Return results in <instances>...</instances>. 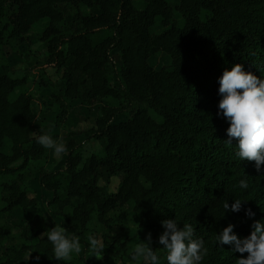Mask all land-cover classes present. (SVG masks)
<instances>
[{
    "label": "trees",
    "instance_id": "1",
    "mask_svg": "<svg viewBox=\"0 0 264 264\" xmlns=\"http://www.w3.org/2000/svg\"><path fill=\"white\" fill-rule=\"evenodd\" d=\"M176 2L0 0V53L4 46L18 48L34 26L48 22L36 53L57 75H39L34 85L49 91V103L59 110L54 127L64 122L69 105L97 106L93 125L66 133L63 167L47 171L51 150L37 144L36 135L58 141V134L36 123L51 109L33 112L24 74L0 75V178L7 179L0 183V220L23 214L17 234L0 224V264H37V255L38 264H63L42 235L61 226L81 243L82 256L65 264H135L129 257L131 214L151 234L155 252L165 255L157 243L161 221L175 219L180 227L190 223L204 240L203 264L247 257L228 245L219 248L216 234L232 224L246 238L251 224L264 219V165L257 171L254 162H240L224 143L229 125L217 116V80L235 64L264 79V0ZM83 8L96 14H83ZM157 24L161 31L154 34ZM160 53L170 65L155 70L148 61ZM120 116L126 118L116 122ZM241 179L246 190L234 187ZM235 199L245 201L242 210L223 216V204ZM245 209L255 216L249 219ZM90 234L103 244L102 255L87 250ZM91 252L93 261L87 259Z\"/></svg>",
    "mask_w": 264,
    "mask_h": 264
},
{
    "label": "clouds",
    "instance_id": "2",
    "mask_svg": "<svg viewBox=\"0 0 264 264\" xmlns=\"http://www.w3.org/2000/svg\"><path fill=\"white\" fill-rule=\"evenodd\" d=\"M217 116L228 123L227 140L224 143L234 150V156L242 161L254 162L257 171L264 165V79H258L251 72H246L243 65L235 64L230 70H224L218 78ZM35 134V133H34ZM233 140L236 141L233 147ZM36 143L45 149L54 151L59 159L68 149L63 143L47 134L36 135ZM241 190L248 188L245 179L238 185ZM243 200L235 199L229 205L223 204L225 213H239ZM245 215L252 219L255 213L245 209ZM162 233L158 236V245L163 246L165 264H203L208 249L203 239L196 237L195 229L190 223L180 227L175 219L161 221ZM234 225L228 224L216 234V245H228L232 252L244 254L236 264H264V219L251 224V232L246 238H239L234 232ZM51 244L52 258L57 261H71L74 254L81 252L80 238L70 233L64 227H54L42 234ZM220 248V247H219ZM104 246L93 235L88 236L87 250L103 254ZM130 260L135 264H158L160 257L152 248L151 234L146 236V242L134 244L129 251ZM37 264L40 256L33 258Z\"/></svg>",
    "mask_w": 264,
    "mask_h": 264
},
{
    "label": "rangeland",
    "instance_id": "3",
    "mask_svg": "<svg viewBox=\"0 0 264 264\" xmlns=\"http://www.w3.org/2000/svg\"><path fill=\"white\" fill-rule=\"evenodd\" d=\"M172 5H176V0H171ZM138 8H142L141 3H136ZM83 14H89L93 15L96 14L93 10H87L82 9ZM175 18L177 20V23L181 26L182 21L180 19V16L175 13ZM47 21H41L36 26H34L28 35L26 36V42L18 48L13 49L11 47L4 46L2 48V51L0 53V75L7 74V73H22L24 74L28 80V87L31 89L33 96H34V102L32 104V110L35 114H38L39 111L43 108L51 109L50 113L44 114L42 116H39L38 121L36 123V129L45 132V133H57L58 134V142L59 143H66V133L72 132V131H81L89 126L94 124V120L96 118V110L97 106H78L76 104L69 105L68 106V114L64 119V122L61 124V126L57 129L54 127V116L56 113H59V110L56 106H53L49 103V91L38 88V86L34 85V80L37 79L39 75H46L51 77H56V72L48 68L46 66V58L40 57L36 51L39 49V42L38 38L42 31L47 26ZM161 31V27L159 24L155 26L153 29V33L157 34ZM113 57L115 59V62L117 63V67L120 66V57L118 53H114ZM149 65L154 68L155 70H160L161 68L167 67L170 65V58L165 54H158L154 57H151L148 61ZM110 83L113 86H117L116 78L115 76H112L110 78ZM151 115L156 118L157 116L151 112ZM126 116H120L115 121L120 122L124 120ZM79 140V138H75ZM82 141V140H81ZM9 144L5 143L4 146V152L9 153L8 149ZM94 148H98L97 144H93ZM64 162V156L57 159L54 156V151L51 150L48 156V159L46 163L44 164V168L47 171L50 170H58L63 167ZM38 180V179H37ZM7 179L0 178V183L5 182ZM34 189L35 190V196L38 197L41 201L44 199L42 196L41 191L37 187V181L33 182ZM117 185V181L113 180L109 186L110 190H115ZM23 214L21 212H14L13 216L10 219L2 218L0 220L1 225H9L13 228V233H18V225L22 223ZM130 219L133 221V228L131 230V233L129 235L130 240V249L134 244H140L141 242H146V236L148 233L146 231H143L139 229L138 226V217L134 214L130 215ZM158 257H160L158 264H163L164 261V254L163 252L157 251L155 252ZM79 255L82 256V253L80 252ZM97 258V256L91 252L88 255V260L93 261Z\"/></svg>",
    "mask_w": 264,
    "mask_h": 264
}]
</instances>
